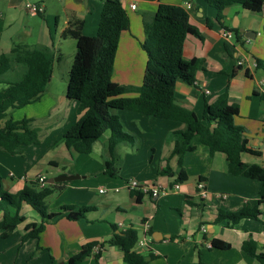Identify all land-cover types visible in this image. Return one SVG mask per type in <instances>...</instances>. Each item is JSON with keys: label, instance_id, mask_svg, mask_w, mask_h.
<instances>
[{"label": "crops", "instance_id": "obj_1", "mask_svg": "<svg viewBox=\"0 0 264 264\" xmlns=\"http://www.w3.org/2000/svg\"><path fill=\"white\" fill-rule=\"evenodd\" d=\"M119 1L130 24L129 29L120 35L111 80L119 85L140 86L146 65V54L140 47L145 37L143 19H151L159 4L184 8L189 15V23L201 37H185L182 57L185 60L197 59L199 67L193 85L176 82L175 104L201 118L205 106L213 104L227 91L228 103L237 105L239 111L233 123L244 129L243 138L247 148L259 152V155L243 153L241 161L264 167V73L256 69L254 61V58L264 59V9L256 12L245 6L226 8L223 11V23L220 24L215 20L216 11L205 0ZM27 3L41 5L43 12L37 15L29 13ZM130 5H134L135 9L131 10ZM101 9L102 0H45L42 3L36 0H0V55L9 54L12 46L18 43L28 48L51 51L56 63L61 62L65 47H69L72 48L73 60L75 41L71 38L62 39L61 33L67 28L70 19L75 17L83 21L84 36H95ZM207 20L211 21V27L207 26ZM224 27L237 28L240 41L236 42L230 31L227 32L232 37L225 40ZM225 43L232 47L231 55L226 53ZM50 78H53V69ZM125 96L132 97L135 94ZM62 99L60 104L46 88L38 101V115L14 119L19 121L28 118L31 122H38V128L31 127V123L30 127L38 129L40 141L50 138L49 149L54 153L51 158L47 154L41 156L38 163L28 169L16 170L5 168L7 158L0 152V178L4 191L16 194L36 182L38 176L44 177L48 184L57 175L45 176L42 172L44 165L55 170L61 167L64 171L58 175L73 174L66 172L70 167L73 170L71 172L78 174V179H85L96 172L106 175L104 169L108 157L104 154V144L109 134L94 142L89 154L68 150L62 137L77 120V103L66 98V89ZM112 114L136 138L134 146L128 148L120 144L114 152V160L124 155V162L132 170L124 171V166H118L117 177L107 175L114 181L109 184H115V187H99V196H92L89 189H82L81 186L76 188L57 183L63 189L57 193L61 201L54 207H90L92 210L84 219L58 217L46 225L38 239L23 240L25 227L41 221L30 206L23 204L19 214L24 221L8 238H0V264H68V260L85 244L96 242L98 247L114 233L128 228L137 231L138 240L147 236L150 251L140 254L145 264H259L242 251V244L252 240L257 252L264 247V203L259 206L260 215L257 219H241L235 224L227 221L215 223L219 210L236 212L247 201L257 199L258 184L249 178L229 175L223 153L211 155L206 146L195 142V151L182 155V167L187 180L175 188L179 156L171 155L174 142L168 137L172 131L181 130L183 126L174 121L149 118L130 111L115 110ZM144 145L149 147L143 158L141 150ZM22 148L20 155L23 153ZM168 170L171 176L165 172ZM92 180L97 181L96 175ZM130 181L141 185L154 183L166 194L150 197L131 190L127 185ZM199 182L205 184L203 210L185 202V198H189L197 204L196 186ZM101 189L103 192L99 193ZM66 191L72 192L66 194ZM66 195L67 199H62ZM103 195L109 198L99 199ZM2 216L0 210V221ZM144 221L150 224L147 233L142 226ZM212 240L228 244L229 248H213ZM95 248L80 264H127L122 252L115 247L99 249V259L95 260ZM134 251L138 253L137 246Z\"/></svg>", "mask_w": 264, "mask_h": 264}, {"label": "trees", "instance_id": "obj_2", "mask_svg": "<svg viewBox=\"0 0 264 264\" xmlns=\"http://www.w3.org/2000/svg\"><path fill=\"white\" fill-rule=\"evenodd\" d=\"M42 3L45 0H36ZM216 11L215 20L222 24L223 11L232 6H245L256 12L264 9V0H205ZM129 18L119 0H102V9L96 35L87 37L82 34L83 21L71 18L67 28L61 33L62 39L75 41L76 51L68 73L66 98L77 103L75 124L63 135V143L68 150L78 154H89L94 142L108 132L104 144V172L111 178L118 176L115 167L114 152L118 145L134 146L136 138L128 133L118 117L112 111H130L154 119H164L180 123L181 130L172 131L168 138L174 142L172 156H179L175 183L186 182L187 176L182 167V155L196 149L195 142L209 149L210 154L221 152L226 159L227 172L231 176L254 180L258 184V198L247 201L236 212L219 210L215 223L227 221L235 224L241 219H257L259 206L264 203V167L257 164H245L241 161L243 153L259 155V152L247 148L243 138L244 129L233 123L238 115V106L228 103L227 91L221 94L211 105H206L201 118L192 111L175 104V84L182 81L188 85L195 82L199 67L197 59L185 60L182 57V45L187 35L200 38L198 30L189 23L187 11L179 6L159 4L151 19H143L144 40L140 44L146 54V65L142 84L138 87L124 86L111 80L114 58L120 35L129 29ZM206 24L211 27V21ZM223 27V26H222ZM234 34L236 42L240 40L237 28H223ZM264 31V25H263ZM225 51L232 54V47L225 43ZM56 60L49 50L28 48L15 43L7 55H0V149L10 155L21 154V147L38 145L40 137L30 127V119L15 121L8 112L19 110L37 103L46 90L53 64ZM255 67L264 73V59H256ZM16 68L19 72L16 73ZM15 72L13 79L6 75ZM249 77L248 72H245ZM135 94L128 97L126 94ZM167 172L171 176L170 171ZM31 187H36L34 191ZM63 189L60 184H47L40 188L37 182L25 187L16 194L3 190L0 178V238H8L16 227L24 221L19 212L23 204L30 206L41 218L39 223L25 227L23 240L38 239L46 225L64 217L68 220L84 219L92 210L90 207L61 206L57 211H48L46 200ZM185 202L205 208L198 197L197 204L185 198ZM138 233L133 228L116 232L108 240L99 244V249L115 247L122 252L127 264H145L143 257L134 251ZM96 242L87 243L68 260V264H80L89 257ZM211 247L228 249L229 245L218 240L211 241ZM242 251L259 264H264V247L257 252L252 240L242 244ZM100 250L94 255L98 260Z\"/></svg>", "mask_w": 264, "mask_h": 264}, {"label": "rangeland", "instance_id": "obj_3", "mask_svg": "<svg viewBox=\"0 0 264 264\" xmlns=\"http://www.w3.org/2000/svg\"><path fill=\"white\" fill-rule=\"evenodd\" d=\"M31 41H34V40H31ZM68 42H73V41L69 40ZM65 45H68V43H66ZM73 45L75 46L74 42H73ZM70 63H72V48L70 49L69 47H65V56L61 60V62H59V63L55 62V65L53 67V78L49 79V82L47 84L48 87L46 86V88H48V91L50 93H52L53 96L56 97L57 100L60 101V104L63 102L62 98H64V91L66 89V85H67L66 83H67V79H68L67 70H68L69 65H71ZM18 72H19V69L16 68V73H18ZM16 73L10 72L9 74L6 75V77H7L6 79H8V80L13 79L11 77L15 76ZM0 89H1V86H0ZM31 115H38V102L34 103L31 106H28V107H25V108H22L19 110H12V111L8 112V116L12 117L13 120L17 119V118H21L23 116L30 117ZM26 119H28V118H26ZM34 121L31 122V127H37L38 128V122H36V121L34 122ZM36 131L38 133V129ZM108 134L109 133L106 132L105 135H103V137L105 138ZM49 139L44 140L42 138V140L40 141V143L38 145L22 148L23 149L22 155L19 154V155L12 156V155L5 153L4 151H2L0 149L1 154H3V156H5V158H7V161H6L7 164L5 165V168H12V169H16V170L28 169L29 167L37 164L39 158L43 155L47 154L50 158L53 157L52 155L54 152H53V150L49 149V147H50L49 146L50 145ZM125 146H128V148H129V145L125 144ZM137 146H138V144H137ZM147 146L148 145H144L142 150H141V154H142L143 158H144V154H146V152L148 150L149 146L148 147ZM98 151L99 150L97 149V154H98ZM120 155H121V153H120ZM52 159H55V158H52ZM58 161H60L59 158H58ZM118 166H121V168L124 166L123 167L124 171H131L132 170V168H130L124 162V155H121L115 159V167L117 168ZM117 169L119 171V168H117ZM63 171L64 170H62L61 167H59L58 169L55 170L53 167L45 166V165L42 169L43 174L45 176H49V177L53 176V175H57L56 177L71 176V175H77L78 176V174L71 172L73 170L70 167L66 170V172L67 173H73V174L58 175V173H61ZM95 175L97 177V181L92 180L93 178H95ZM88 180H91V181H88ZM104 180H106V181H104ZM116 180L118 181L119 179L116 178ZM130 180H134V179H130ZM112 182H114L113 179L109 178L107 175H103L100 172H96V173H93L91 176H89L85 179H75V180H71V181H65L62 183L64 185H72L76 188H79V186H81L82 189H89L88 191L92 192V196H95V195L99 196L97 193L98 188L103 187L106 189H108V188L112 189L113 187H115V184H109ZM27 186L29 187V185H27ZM31 189H33L34 191L37 190L36 187H34V188L31 187ZM91 189H92V191H91ZM70 192H72V191H66V194H70ZM67 196L68 195H66V197H63L62 199H65V198L67 199ZM101 198L104 200L105 199L107 200L109 197L107 198L106 196L103 195L99 199H101ZM60 201H61V199L58 197L57 193L54 196L48 198L46 200V207H47L48 211H53V210L57 211L58 207H54V206H56ZM66 205H68V204H66Z\"/></svg>", "mask_w": 264, "mask_h": 264}, {"label": "built area", "instance_id": "obj_4", "mask_svg": "<svg viewBox=\"0 0 264 264\" xmlns=\"http://www.w3.org/2000/svg\"><path fill=\"white\" fill-rule=\"evenodd\" d=\"M26 9L29 13L31 14H41L43 12V7L41 5H36V4H32V3H27L26 4ZM130 9L134 10L135 6L134 5H130ZM223 37L225 40H229L232 36L230 32L224 31L223 32ZM241 64V63H239ZM36 182L38 183V185L40 186V188H43L47 185L45 178L38 176L36 179ZM128 187L131 190H137L143 194H146L150 197H158L160 195H165L166 192L162 191L160 189V187L154 183L152 184H147V185H141L135 181H130L129 183H127ZM175 188H177V184L174 186ZM197 195L199 198L204 199L205 197V184L204 182H199L197 184ZM103 190H99V193H102ZM142 226L144 228V232L147 233L149 228H150V224L148 221H144L142 222ZM147 236H144L142 239H139L136 243L135 246L138 247V253L139 254H144V253H148L149 247L147 245L146 242ZM99 250V246L95 248V251L97 252Z\"/></svg>", "mask_w": 264, "mask_h": 264}, {"label": "water", "instance_id": "obj_5", "mask_svg": "<svg viewBox=\"0 0 264 264\" xmlns=\"http://www.w3.org/2000/svg\"><path fill=\"white\" fill-rule=\"evenodd\" d=\"M75 179H78V176H76V175L59 176V177H55V178L51 179L48 184L53 185V184L62 183L65 181H71V180H75Z\"/></svg>", "mask_w": 264, "mask_h": 264}]
</instances>
